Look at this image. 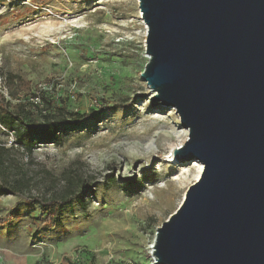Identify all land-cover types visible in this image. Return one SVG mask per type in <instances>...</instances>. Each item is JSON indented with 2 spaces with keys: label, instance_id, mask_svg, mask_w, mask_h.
<instances>
[{
  "label": "rangeland",
  "instance_id": "obj_1",
  "mask_svg": "<svg viewBox=\"0 0 264 264\" xmlns=\"http://www.w3.org/2000/svg\"><path fill=\"white\" fill-rule=\"evenodd\" d=\"M145 41L138 0H0V71L17 77L0 82V94L10 100L11 87L35 103L42 90L70 111H98L32 155L12 148L15 138L0 128L27 195L72 181L93 193L86 209L75 201L54 227L41 224L38 205L0 190V264H154L157 229L196 180H176L194 171L168 157L189 131L174 133L179 116L154 102L141 78Z\"/></svg>",
  "mask_w": 264,
  "mask_h": 264
},
{
  "label": "water",
  "instance_id": "obj_2",
  "mask_svg": "<svg viewBox=\"0 0 264 264\" xmlns=\"http://www.w3.org/2000/svg\"><path fill=\"white\" fill-rule=\"evenodd\" d=\"M141 78L174 109L200 178L157 229L155 264H264V0H138Z\"/></svg>",
  "mask_w": 264,
  "mask_h": 264
},
{
  "label": "trees",
  "instance_id": "obj_3",
  "mask_svg": "<svg viewBox=\"0 0 264 264\" xmlns=\"http://www.w3.org/2000/svg\"><path fill=\"white\" fill-rule=\"evenodd\" d=\"M2 74L8 84H12L17 79L14 75ZM45 94L42 90L40 93H35L32 96L35 103L20 99L18 93L11 87L10 100L0 94V128L10 132L15 138L12 148L27 155L34 154L41 145H60L65 131L80 128L98 116V111L91 113L70 111L64 102L49 99ZM9 150L0 144V190L5 195L15 196L38 205L43 215L42 225L62 226L64 210L71 207L75 201L83 209L87 208L86 197L93 196V193L85 192L87 187L84 181L79 185L73 181L69 182L63 190L51 195H27L25 190L28 187V179L25 173L19 177L13 170L16 167L7 157Z\"/></svg>",
  "mask_w": 264,
  "mask_h": 264
},
{
  "label": "bare ground",
  "instance_id": "obj_4",
  "mask_svg": "<svg viewBox=\"0 0 264 264\" xmlns=\"http://www.w3.org/2000/svg\"><path fill=\"white\" fill-rule=\"evenodd\" d=\"M141 13V12H140ZM141 18H142V16H141ZM143 20V19H142ZM144 22V21H143ZM145 24V23H144ZM146 26V25H145ZM146 57L149 59V56L146 54ZM147 84V83H146ZM148 86V85H147ZM149 87V86H148ZM150 88V87H149ZM151 90V89H150ZM151 92H152V94L154 95L155 93L151 90ZM188 131H187V129L186 130H184L183 128L181 129V130H175L174 131V133L179 137L182 133H187ZM177 148H179V146H175V147H172V149H171V151H170V156H168L170 159H171V163L173 164V163H175V160H174V155H173V152H174V150L175 149H177ZM193 167H194V171L193 172H191V169H187L186 170V172H184V173H182L180 176H178L177 178H176V180H179L180 181V183H184V182H186L188 179H189V176L192 174L193 175V178L197 181L199 178H200V176H201V174H202V172H203V168H204V166H203V164L201 163V162H198V161H195V162H193ZM154 243V242H153ZM152 255H153V257H154V244L152 245ZM153 262H155L154 261V259H153ZM155 264V263H154Z\"/></svg>",
  "mask_w": 264,
  "mask_h": 264
},
{
  "label": "built area",
  "instance_id": "obj_5",
  "mask_svg": "<svg viewBox=\"0 0 264 264\" xmlns=\"http://www.w3.org/2000/svg\"><path fill=\"white\" fill-rule=\"evenodd\" d=\"M0 60H1V57H0ZM1 69V68H0ZM0 82H4L5 83V81H4V77H3V74H2V72L0 71ZM3 88H5L4 87V85H3Z\"/></svg>",
  "mask_w": 264,
  "mask_h": 264
}]
</instances>
